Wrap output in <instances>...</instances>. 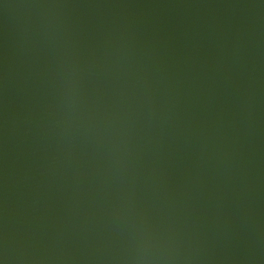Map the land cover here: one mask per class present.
<instances>
[{
  "label": "water",
  "instance_id": "1",
  "mask_svg": "<svg viewBox=\"0 0 264 264\" xmlns=\"http://www.w3.org/2000/svg\"><path fill=\"white\" fill-rule=\"evenodd\" d=\"M0 264H264V0H0Z\"/></svg>",
  "mask_w": 264,
  "mask_h": 264
}]
</instances>
